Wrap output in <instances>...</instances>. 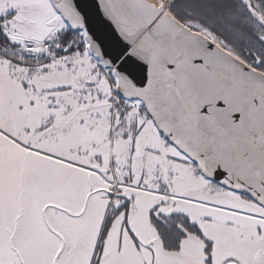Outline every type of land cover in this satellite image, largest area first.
<instances>
[{"label": "snow or ice", "instance_id": "obj_1", "mask_svg": "<svg viewBox=\"0 0 264 264\" xmlns=\"http://www.w3.org/2000/svg\"><path fill=\"white\" fill-rule=\"evenodd\" d=\"M0 264H264V0H0Z\"/></svg>", "mask_w": 264, "mask_h": 264}]
</instances>
